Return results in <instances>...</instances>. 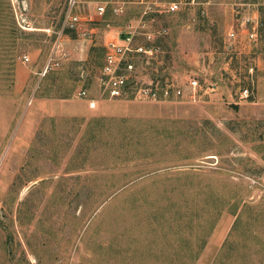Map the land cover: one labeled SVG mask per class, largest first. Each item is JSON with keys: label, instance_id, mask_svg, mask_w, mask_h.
<instances>
[{"label": "rangeland", "instance_id": "obj_1", "mask_svg": "<svg viewBox=\"0 0 264 264\" xmlns=\"http://www.w3.org/2000/svg\"><path fill=\"white\" fill-rule=\"evenodd\" d=\"M90 1L106 15L77 34L67 0L0 2V264H264V0ZM133 32L158 47L135 78L196 96L95 87L105 42Z\"/></svg>", "mask_w": 264, "mask_h": 264}, {"label": "built area", "instance_id": "obj_2", "mask_svg": "<svg viewBox=\"0 0 264 264\" xmlns=\"http://www.w3.org/2000/svg\"><path fill=\"white\" fill-rule=\"evenodd\" d=\"M84 2L85 0H67L62 31L67 28L68 30L79 32L82 29L83 22L95 23L105 17L107 4L99 2L93 14H84L79 9V6ZM139 2L144 5L143 16L152 11L153 6H159L157 0H139ZM165 9L172 12L177 11L179 3L176 1L168 2L165 4ZM115 11L118 12L120 9L115 8ZM138 33L146 35L149 39L153 37L149 31H140ZM230 36L235 37L236 35L231 32ZM249 37L252 40H257L259 37L258 28L251 30ZM157 52L158 47L155 45L136 42L134 32L131 35L128 34L108 40L100 75L103 94L114 99L131 95L134 98L155 101L185 98L188 95L196 96L198 89L201 87L199 80L196 78H189L184 86L179 87L173 81L157 82L152 80L143 84L135 78L136 66L134 60L141 55L150 60ZM24 59L25 61H30L29 56H25ZM53 61L54 59L52 58L48 61L45 68L46 71L52 67ZM254 73L255 66L252 64L248 67L247 83L239 90L240 99L249 101L254 97L256 83ZM79 95L87 96V90H81ZM95 105L96 101L90 100V106L94 107Z\"/></svg>", "mask_w": 264, "mask_h": 264}, {"label": "crops", "instance_id": "obj_3", "mask_svg": "<svg viewBox=\"0 0 264 264\" xmlns=\"http://www.w3.org/2000/svg\"><path fill=\"white\" fill-rule=\"evenodd\" d=\"M92 1H90V0H85V2L84 3H82L80 6H79V9L81 10V11H83L85 8H87V6H89L90 5V3H91ZM93 3V2H92ZM96 4V3H95ZM143 8H144V6H143ZM95 10H96V6L94 5V10H93V13L95 12ZM144 11V10H143ZM89 13H91V12H89ZM104 19V18H103ZM103 19H101V20H103ZM95 24V23H94ZM243 25V24H242ZM95 27H94V25L92 24V23H85V22H83L82 23V29L79 31V32H86L87 30L89 31V32H92V31H94L95 29H94ZM254 28H258L257 27V23H255L254 25H252V29L251 30H253ZM242 29H244V27L242 28ZM250 30V31H251ZM250 31H247L246 33H245V31L243 30V32H241V36H242V38H243V35H245V37L249 40V42L250 41H258V39L257 40H252V39H250V37H249V32ZM76 34L78 33V32H75ZM104 52H106V42H105V44H104ZM103 63H104V60H103ZM255 65H258V64H255ZM102 66H103V64H102ZM102 66H101V68H102ZM257 67V66H256ZM257 69V68H256ZM100 71H101V69H100ZM257 71H258V69H257ZM257 71H256V80H257V82H259V80L261 79H259L258 78V76H257ZM97 85L95 86V87H98L99 86V88L101 89L102 87H101V84H100V75L97 77ZM149 81H152V80H149ZM212 89H214V88H212ZM99 90V89H98ZM89 95H90V97H88V100L90 101V99H92V95L93 94H90L89 93ZM251 101H254V100H251ZM88 111H89V108H88Z\"/></svg>", "mask_w": 264, "mask_h": 264}, {"label": "trees", "instance_id": "obj_4", "mask_svg": "<svg viewBox=\"0 0 264 264\" xmlns=\"http://www.w3.org/2000/svg\"><path fill=\"white\" fill-rule=\"evenodd\" d=\"M1 1H3V0H0V2H1ZM9 6L12 8L11 5H9ZM0 9H1V8H0ZM13 19H14V16H13ZM13 21H14V23L16 24L15 19H14ZM68 31H69V30H68ZM236 208H237V207H235V208H233V209L231 210L234 214L236 213ZM239 220H240V219H239ZM238 222H239V221L237 220L236 223L234 224L235 227H236V224H238Z\"/></svg>", "mask_w": 264, "mask_h": 264}]
</instances>
